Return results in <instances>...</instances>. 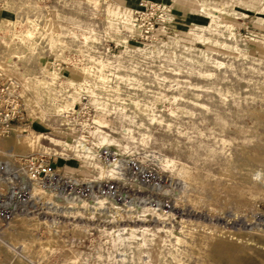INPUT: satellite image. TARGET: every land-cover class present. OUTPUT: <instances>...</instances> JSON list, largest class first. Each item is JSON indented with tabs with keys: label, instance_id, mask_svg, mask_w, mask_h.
I'll list each match as a JSON object with an SVG mask.
<instances>
[{
	"label": "rangeland",
	"instance_id": "obj_1",
	"mask_svg": "<svg viewBox=\"0 0 264 264\" xmlns=\"http://www.w3.org/2000/svg\"><path fill=\"white\" fill-rule=\"evenodd\" d=\"M4 8L27 115L0 164L49 152L57 178L5 220L0 264H264V0Z\"/></svg>",
	"mask_w": 264,
	"mask_h": 264
},
{
	"label": "built area",
	"instance_id": "obj_2",
	"mask_svg": "<svg viewBox=\"0 0 264 264\" xmlns=\"http://www.w3.org/2000/svg\"><path fill=\"white\" fill-rule=\"evenodd\" d=\"M23 89L19 81L4 71L0 72V124L7 128L5 135L12 130L13 124L26 119ZM56 178L49 152L17 158L8 165L0 164V238L4 233L5 220L23 208L33 194V187H51Z\"/></svg>",
	"mask_w": 264,
	"mask_h": 264
},
{
	"label": "bare ground",
	"instance_id": "obj_3",
	"mask_svg": "<svg viewBox=\"0 0 264 264\" xmlns=\"http://www.w3.org/2000/svg\"><path fill=\"white\" fill-rule=\"evenodd\" d=\"M222 7V6H221ZM212 8V7H211ZM214 8V7H213ZM223 8V7H222ZM208 9V8H207ZM221 10V9H220ZM220 10L219 9H217V8H214V12H212L211 13V16H212V18H215L216 17V13H220ZM223 11V10H222ZM226 11V10H225ZM228 11H226V13H227ZM109 19H110V21H112V22H115V23H118V24H130L131 22H132V16H130V15H128V14H126V13H110L109 14ZM218 19V18H217ZM216 19V20H217ZM214 20V19H213ZM5 22H10L9 20H6ZM21 25V24H20ZM21 27V26H20ZM112 27V26H111ZM119 32V31H118ZM33 35V33H32V31H28V32H20V31H16L15 33H14V36L16 37V38H18L21 42H30L31 43V45L33 46V42H32V40L30 39V37ZM116 34H117V32H116ZM122 35V34H121ZM198 37V36H197ZM199 37L200 38H203L201 35H199ZM199 39V38H198ZM206 39V38H205ZM60 41V40H59ZM126 41V40H125ZM200 41H202V40H200ZM4 44L7 46V47H9L10 46V42L9 41H7V42H4ZM5 63H2V64H0L1 66H2V68H5L3 65H4ZM103 64V63H102ZM111 65V64H110ZM111 67V66H110ZM107 68H108V66L107 65H104L103 67H102V74H101V80L102 81H106V80H108L107 79V77H106V70H107ZM99 70H101V69H99ZM56 73V72H55ZM100 76V75H99ZM55 77H58V75H57V73L55 74V76H54V78ZM54 81H55V79H54ZM69 81V80H68ZM69 83H71V84H73V82H69ZM80 90H82V89H80ZM75 96L76 97H78V98H80V92L78 91V90H75ZM92 94H94V93H92ZM96 94V93H95ZM97 95V94H96ZM93 100H95V99H93ZM94 102V101H93ZM95 102L97 103L98 102V100H95ZM101 102V101H100ZM106 102V101H105ZM108 102V101H107ZM95 104V103H94ZM100 105H98V107H99ZM103 107V106H102ZM62 108H58V111L59 112H62ZM98 124H100V125H104V124H107V122H105V120H103V119H101L100 121H98L97 122ZM23 129H25L24 127H20L18 130H23ZM98 132H100V133H103L102 132V130H99L98 129ZM101 135V134H100ZM103 135H101L100 136V141L102 142V143H111L112 144V140H110V139H108V137H106L105 138V140H103ZM103 145V144H102ZM83 150L85 151V152H88L87 154H90L91 152H90V150L89 149H87L86 148V146L84 147L83 146ZM82 150V151H83ZM84 152V153H85ZM83 154V153H82ZM93 155V154H92ZM85 156H88V155H85ZM89 157V156H88ZM91 158V157H90ZM93 158V157H92ZM114 170H115V168H114ZM119 237V236H118ZM121 239V238H120ZM122 247V246H121ZM64 256V255H63ZM68 257L69 255H66L65 254V256L64 257ZM66 257V258H67ZM69 258H71L70 256H69ZM70 260V259H69ZM72 260V259H71ZM141 264V263H140Z\"/></svg>",
	"mask_w": 264,
	"mask_h": 264
},
{
	"label": "crops",
	"instance_id": "obj_4",
	"mask_svg": "<svg viewBox=\"0 0 264 264\" xmlns=\"http://www.w3.org/2000/svg\"><path fill=\"white\" fill-rule=\"evenodd\" d=\"M10 0H0V25L4 24V20H7L5 18V13H7V10H5L4 6L9 2Z\"/></svg>",
	"mask_w": 264,
	"mask_h": 264
}]
</instances>
